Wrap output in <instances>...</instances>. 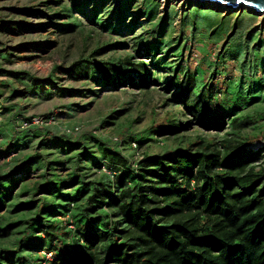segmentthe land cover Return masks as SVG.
Segmentation results:
<instances>
[{
	"label": "trees",
	"instance_id": "16d2710c",
	"mask_svg": "<svg viewBox=\"0 0 264 264\" xmlns=\"http://www.w3.org/2000/svg\"><path fill=\"white\" fill-rule=\"evenodd\" d=\"M82 1L81 5L90 9L93 1ZM77 2L79 0L74 1ZM99 3L92 10L93 21L105 25L103 16L97 18ZM249 13L245 12L251 17ZM77 27L64 25L57 26V29L67 32ZM261 40L264 43V39ZM148 45L145 47L148 52L151 51L152 55L158 53L160 44ZM256 47L253 49L258 51ZM227 50L218 58L223 63ZM238 51L242 54L244 50L239 48ZM0 59L11 63V55H0ZM257 59L253 66L258 70L264 59L259 56ZM155 61L157 63L152 65L156 69L167 68L177 74L166 79L167 90L176 88L174 98L177 104L182 105L193 120L183 124L168 120L167 125L152 131L153 135L168 137L193 124L206 132L221 133L226 130L232 115L235 118L229 125L235 130L256 124L253 116L246 113V107L264 102L262 80L254 93L244 94L242 86L245 83L241 82L227 84L224 95H220L206 90L202 68L196 75L184 72L177 64L168 63L166 56H159ZM127 63L124 72L115 69L117 78L134 85L136 76H139V87L148 88L150 71L147 64L135 65L131 59ZM108 66L116 67L113 64ZM77 67V64L73 66ZM137 68L140 72H136ZM91 70L94 71L95 67ZM143 72L147 75L144 76ZM4 73L16 77L29 89L26 94L16 90L14 94L39 95L41 82L29 73L0 70V74ZM111 77L115 81V77ZM47 82L53 86L51 79L44 83ZM61 91L63 95L68 92ZM45 94V97L52 98L50 93ZM13 109L5 111L12 112ZM17 111L12 119L13 128L9 130L16 136L15 143H10L14 136L11 132L5 133L8 129L1 132L3 144H8L4 155L11 156L13 151L24 149L32 141L24 142L32 133L34 139L41 138L39 146L55 151L46 158L56 154L73 156L66 161L47 163L43 157H28L24 165L11 175L0 177V211L6 206L12 209L10 214L26 210L18 215L17 224H12L10 218L1 217L0 240L13 235L11 230L19 223L24 230L14 233L20 236L15 241L17 248L13 259H6L5 250L0 249V264H264V167L255 166L264 149H253L251 142L246 144L247 139L239 137L240 141L238 138L230 142L226 140L222 147L209 141L201 150L168 149L164 155L143 156L141 160L133 161L120 146L112 145L120 142L118 138L99 136L103 138L100 139L90 134L81 143L79 140L84 134L81 131L76 136L63 133V137L47 140L44 133L49 134L50 129L46 126L28 124L17 128L18 118L23 117L21 108ZM46 118L49 120L51 116ZM23 121L32 123L28 118ZM76 138L77 141H72ZM130 139L132 145L129 148L133 151L137 144L142 146L147 141H154L146 137ZM59 166L71 171L68 178L61 179L56 174ZM44 168L51 172L48 177L52 179L34 184L32 188L24 187L19 196L29 192L30 200L19 204L13 201L8 205L15 186L32 171ZM98 174L102 177L95 181L86 180ZM28 229L39 240L38 250H31L32 247L25 242L19 244ZM47 254H52V261L48 260Z\"/></svg>",
	"mask_w": 264,
	"mask_h": 264
},
{
	"label": "rangeland",
	"instance_id": "374dc122",
	"mask_svg": "<svg viewBox=\"0 0 264 264\" xmlns=\"http://www.w3.org/2000/svg\"><path fill=\"white\" fill-rule=\"evenodd\" d=\"M74 1L76 0H0V55H11V63L0 59V70L16 74L29 73L42 84L38 85L42 88L38 95L41 97H26L24 94L29 89L16 77L8 73L0 74V154L3 153L0 155L1 178L22 167L28 157H43L47 163L66 161L73 156L56 154L46 158V155L55 151L39 146L41 138L34 139L32 133L26 137L24 142L27 143L28 139L32 141L24 149L13 151L11 156L4 155L8 144H3L4 136L1 132L8 129L5 133L11 132L14 137L10 143H15L13 141L16 136L9 130L19 108L23 117L18 118L17 128L26 126L23 118H28L32 119V123L27 125L46 126L50 129L49 134L44 133L47 140L55 136L63 137L65 130L71 127L84 131L83 136H79L81 143L90 134L97 138H118V144H110L120 146L133 161L141 160L143 156L164 155L168 149L201 150L209 141L222 147L226 140L230 142L238 138L240 141L239 137L247 139L244 140L246 144L251 142L253 149H264V102L246 107V113L253 116L256 124L241 130H235L229 125L231 119L235 118L232 115L226 130L221 133L206 132L195 124L168 137H158L151 133L158 127L167 125L168 120H176L181 124L193 120L183 106L177 104L174 98L176 88L167 90L166 79L177 74L174 75L167 68L158 70L152 65L159 56H166L168 63L173 66L177 64L184 72L191 74L197 75L202 68L206 90H213L220 95H224L227 84L231 83L244 82V94L254 93L261 80L264 86V63L258 70L253 66L258 56L264 59V43L261 40L264 39V14H255L249 9L243 11L241 8L232 11L217 4L195 0H133L132 3L125 2L126 0H91L93 3L88 10L81 5L82 0L78 4ZM97 3L100 4L97 5L100 9L97 18L103 16L105 25L93 21L92 10ZM245 12H250L251 17ZM64 25L78 27L60 32L57 26ZM234 43L235 46H230ZM148 44H160L158 53L152 55L151 51L148 52L145 48ZM243 44H247L249 49ZM255 46L258 51L253 49ZM239 48L244 50V55L238 51ZM226 50L223 63L218 58ZM129 59L135 65L147 64L150 71L148 88L139 87V76H136L134 85L117 78L115 69L124 72L123 68L127 66ZM75 64L78 65L77 69L73 68ZM110 64L116 67L111 68L108 66ZM92 67H95L94 71L91 70ZM136 72L140 70L137 68ZM143 73L144 76L147 75L146 72ZM111 76L115 77V81ZM49 79L53 86L48 82L44 83ZM14 90L24 94H14ZM61 90L68 92L63 95ZM47 92L52 98L45 97ZM262 95L264 96V88ZM12 107V112L5 111ZM47 115L51 119L48 120ZM41 122L45 125H41ZM98 129L101 130L97 131ZM136 137L154 141H147L142 146L137 144L133 151L129 148L132 145L130 138ZM126 140L129 143L125 144ZM72 141H77V138ZM91 145L95 146V143L91 142ZM191 145L193 146L190 147ZM135 153L137 156H134ZM262 155L255 163L256 167H264V152ZM69 172L71 171L67 167L59 166L56 174L61 179H66ZM50 173L45 168L32 171L15 186L8 205L29 201L31 193L19 196L24 187L32 188L34 184H43L52 179L48 177ZM100 177L102 175L98 174L86 180L95 181ZM11 210L6 206L0 211V222L1 217L5 216L12 220V224H17L18 215L26 212L23 210L10 214ZM23 230L24 226L19 223L11 230L13 235L0 240V249L5 250L6 259L15 257V241L20 235L16 236L14 233H21ZM22 242L31 246V250L39 249V240L31 229L23 234L19 244ZM21 258L20 256V261Z\"/></svg>",
	"mask_w": 264,
	"mask_h": 264
},
{
	"label": "water",
	"instance_id": "95a60500",
	"mask_svg": "<svg viewBox=\"0 0 264 264\" xmlns=\"http://www.w3.org/2000/svg\"><path fill=\"white\" fill-rule=\"evenodd\" d=\"M200 3H211L228 6L233 9L252 10L255 14H264V0H195ZM244 8V9H243Z\"/></svg>",
	"mask_w": 264,
	"mask_h": 264
},
{
	"label": "built area",
	"instance_id": "2783aa9c",
	"mask_svg": "<svg viewBox=\"0 0 264 264\" xmlns=\"http://www.w3.org/2000/svg\"><path fill=\"white\" fill-rule=\"evenodd\" d=\"M41 123H42L41 125H45L44 122H41ZM26 126H27V124H26ZM65 132H66L67 135L76 136V135H78L81 132V130L79 128L75 127L74 129L68 128V129L65 130ZM42 255H45V254L42 253ZM48 255H51V256L49 257ZM46 256H47L48 260H51V261L53 260L52 254H47Z\"/></svg>",
	"mask_w": 264,
	"mask_h": 264
},
{
	"label": "bare ground",
	"instance_id": "6f19581e",
	"mask_svg": "<svg viewBox=\"0 0 264 264\" xmlns=\"http://www.w3.org/2000/svg\"><path fill=\"white\" fill-rule=\"evenodd\" d=\"M221 6V5H220ZM223 7H226V8H229L230 10H232V11H236V10H239L240 8H238V9H233V8H230V7H228V6H223ZM244 9V8H243ZM250 11H252V10H250ZM253 12V11H252ZM260 15V14H259Z\"/></svg>",
	"mask_w": 264,
	"mask_h": 264
}]
</instances>
